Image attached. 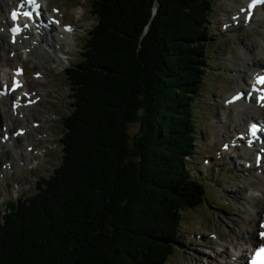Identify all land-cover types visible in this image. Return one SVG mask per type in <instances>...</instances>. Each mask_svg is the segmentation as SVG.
<instances>
[{
	"label": "trees",
	"instance_id": "obj_1",
	"mask_svg": "<svg viewBox=\"0 0 264 264\" xmlns=\"http://www.w3.org/2000/svg\"><path fill=\"white\" fill-rule=\"evenodd\" d=\"M212 3L90 1L97 25L65 70L61 162L6 203L0 264H168L181 216L204 203L186 164Z\"/></svg>",
	"mask_w": 264,
	"mask_h": 264
},
{
	"label": "rangeland",
	"instance_id": "obj_2",
	"mask_svg": "<svg viewBox=\"0 0 264 264\" xmlns=\"http://www.w3.org/2000/svg\"><path fill=\"white\" fill-rule=\"evenodd\" d=\"M4 1L7 5L4 4ZM47 1L48 11L51 7H57L65 14L64 21L72 24L75 28L73 36L68 39L69 42L60 43L62 46L59 48L62 50L61 58L48 55L46 52L45 56L32 52L31 56L24 58L20 57L21 50H19V56L15 59L17 61H14L8 57V52L11 49L7 46L6 34L3 35L0 32V70L6 68V62L9 67L17 63H24L29 89L35 91L43 89L45 97H42V102L38 104L40 107L37 105L35 106L37 108H31L30 113L28 112L26 124L32 120L41 121L42 124L37 132L47 135L44 139L34 141V139L36 140L34 135L29 134L13 143V149L20 152L22 160L26 158L22 152V146L26 142L33 145L34 149L39 147L42 155L35 159L36 168L32 169L28 164L16 165L17 161H14L15 157L10 148L0 154V158L6 156L10 162H13V169L11 171L7 169L3 176L0 175V215L3 214L7 201L25 200L34 194L37 182H40L43 177L52 175L53 170L59 165L61 161L59 139L63 133L62 117L68 113L71 100L63 71L70 63L80 62L82 46L89 31L97 22L96 17L95 19L91 18V0H45V2ZM240 1L212 0V8L208 14L209 20L212 19V24L210 21L208 22L210 44L207 54L211 58L209 57V63L206 66L207 71L202 83L201 95L198 96L196 104L192 108L196 117L195 133L197 132L194 134L195 154L187 158L186 164L190 173L193 172V168L195 169L193 177L203 185L204 204L191 213L181 216L179 231H185V233L175 245L174 254L168 264H197V260L199 264H206V261L200 257L202 251L213 255L212 248H215V245L221 242L220 240H225L224 238L228 234H232L238 229L237 224L243 216L247 217L252 213L249 205L260 202L258 195H261V190L264 189V171L260 174L254 169H247L244 165L245 162H251L252 154L249 155L241 149L226 151V160L220 161L223 165L213 160L209 166H202V160L209 159L215 151L219 157L220 152L222 154L220 150L222 142L228 141L235 132L240 130L233 128L238 123V119L237 121L235 119L238 110L236 108L229 110L223 106V100L238 90L236 89L238 82L234 66L241 64V60L245 59L242 55L244 51L249 58L253 59L257 54H260L262 49L264 50V16L260 18L261 21H258L257 18L256 21L254 20L255 24L253 21L247 27L234 26L231 29H222L221 25L227 24L232 14L238 10L236 6ZM10 2L11 0H0V27L4 26V14L10 6H8ZM13 2L14 0H12ZM38 58L41 59L38 60ZM245 63L250 62L246 61ZM247 66L249 65L247 64ZM217 68L220 69L216 70ZM34 72L41 73L44 79L34 80L32 78ZM242 79L249 80L250 78L243 72ZM50 98H56V101L52 102L53 100L50 101ZM258 117V115L255 116L251 121H257ZM10 118L9 106L7 103L5 104V101L0 100V124L8 123L7 120ZM250 119L248 118L247 121ZM224 120L227 123L218 125V122ZM21 122L15 120L7 132L11 133L16 127L21 126ZM241 123L243 125L242 121ZM137 130V124L130 125L131 135H134ZM0 172H2L1 169ZM253 197L254 199H252ZM199 233L202 234V237L197 240L194 235ZM188 234H192L193 237L188 238L187 236L190 237ZM212 234H216L219 238H211ZM227 240L231 241L232 238L229 237ZM227 252L229 251L227 250Z\"/></svg>",
	"mask_w": 264,
	"mask_h": 264
},
{
	"label": "bare ground",
	"instance_id": "obj_3",
	"mask_svg": "<svg viewBox=\"0 0 264 264\" xmlns=\"http://www.w3.org/2000/svg\"><path fill=\"white\" fill-rule=\"evenodd\" d=\"M17 1L18 0H14V2L12 3V0H11V2H10L11 4L10 3L8 4V6L10 5L8 8L15 6ZM47 2H44L43 7H45V8L47 7V5H48ZM246 2H247V0H241L237 4L236 7L239 8L242 5H244ZM4 4L7 5L5 1H4ZM235 8H233V9H235ZM50 16L54 17L55 19H58L59 21H63V14H61L60 12H59L58 16H53V15H50ZM263 16H264V11L253 14L251 21L253 19L255 20L257 18H258L257 19L258 21H261L260 18H263ZM5 21H6V23H8L7 20H5ZM255 21H254V24H255ZM30 31H32V30H30ZM72 36H73L72 33H65V32L61 31L60 28H57V27H53L52 32L50 34H48L46 32L42 36H38V35H35L29 31H27L25 34L20 36L21 39L18 41L17 44H13L14 46H12V47L21 46V48L24 49V52H25L24 54H26L27 56H31L30 55L31 52H35V53H37V55L42 54V56H45V50H49L51 52L53 49L57 48V46L60 45V43L62 41H68L69 37H72ZM56 52L58 53V56L60 57L59 54H62V50L56 49ZM242 55L245 59L241 60V62H242L241 64L235 65L234 69H235V77L237 78V82H238L236 89L245 91V89H247V87H249L250 82L248 79H246V80L242 79V74L244 72L249 76V78H251L253 74H255L257 71H259L260 69L263 68V66H264V50L262 49L260 54H257L253 59L249 58L245 51L242 53ZM46 57H48V55H46ZM56 58H58V57H56ZM40 59L41 58H38V60H40ZM14 61H17V60L14 59ZM246 61H249L250 63H245ZM247 64L249 66H247ZM5 67H6L5 69L0 70V72H2L0 75V80H2L3 83L6 82V80L10 81L11 77H12V72H11L12 68L9 67L7 62L5 63ZM42 78H43V76H42ZM25 86H26V84H25ZM0 87H1V83H0ZM24 89H27V87H24L22 90H24ZM21 91H18L17 95L20 96ZM8 98H9V100H11L10 97H8ZM3 100L6 101L5 98H3ZM15 100H17V99H15ZM227 108L228 109L236 108L238 110V115L235 118L236 121L238 119V123L233 126L234 129H236V128L245 129L247 126V123L250 122L251 120H253L252 118H254L257 115L259 116L258 119L261 118L262 121H264V108L256 107L253 104V102L252 103H250V102L249 103H246V102L235 103L231 106H228ZM28 112H29V109H24L21 111V113H24L25 115H27ZM250 117H251V119H250ZM248 118L250 119V121L249 120L247 121ZM241 121L243 122V125H241L242 124ZM23 123H25V121H23ZM218 125H221V122H218ZM0 129H1V127H0ZM7 129L8 128H6V130ZM27 146H29V145H27ZM5 148H6V145H3L1 147V149H3V150ZM223 159H224V157H223ZM260 194L261 195H258L260 198V202L249 205L252 213L247 217L243 216L239 220V224H237L238 229L236 231H233L232 234L231 233L228 234L226 236V238H224L225 240H223V241L220 240L222 242L221 245L217 244V245H215V248H212V252L214 253L213 255H211L210 253H206V252L202 251L200 257H202L206 261V264H242V260L245 256L246 252L248 251V249L252 248L254 245L258 244V241L256 239V235H257V231H258L257 222L260 220L261 213L264 209V189L261 190ZM252 199H254V197ZM257 200H259V199H257ZM60 222H61V220H60ZM39 223H41V222H39ZM66 226H67V224H66ZM58 233H60V231ZM229 237L232 238L231 241L227 240ZM227 250L229 252L226 253ZM233 258L236 259L237 261L232 262L231 260ZM197 261H196V263L199 264ZM202 263H203V260H202Z\"/></svg>",
	"mask_w": 264,
	"mask_h": 264
},
{
	"label": "snow or ice",
	"instance_id": "obj_4",
	"mask_svg": "<svg viewBox=\"0 0 264 264\" xmlns=\"http://www.w3.org/2000/svg\"><path fill=\"white\" fill-rule=\"evenodd\" d=\"M29 2H32V0H29ZM262 2V0H252L251 4L248 5V17L250 18L251 16V8L255 6V4ZM241 11H244V9L242 8ZM25 16H28L29 18H31V14L30 13H23ZM16 13H13V19L16 18ZM256 83H262L264 84V77H258L256 80ZM255 91V89H253ZM239 97H234V99H238ZM260 99L264 100V96L259 97ZM254 127V126H253ZM264 226V225H262ZM262 237H264V233H261Z\"/></svg>",
	"mask_w": 264,
	"mask_h": 264
}]
</instances>
